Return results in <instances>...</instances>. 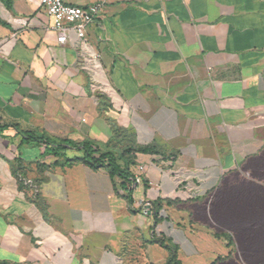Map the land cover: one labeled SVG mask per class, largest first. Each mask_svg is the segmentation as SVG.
Instances as JSON below:
<instances>
[{
	"label": "crops",
	"instance_id": "obj_1",
	"mask_svg": "<svg viewBox=\"0 0 264 264\" xmlns=\"http://www.w3.org/2000/svg\"><path fill=\"white\" fill-rule=\"evenodd\" d=\"M64 1L0 0V263L264 264V0Z\"/></svg>",
	"mask_w": 264,
	"mask_h": 264
},
{
	"label": "built area",
	"instance_id": "obj_2",
	"mask_svg": "<svg viewBox=\"0 0 264 264\" xmlns=\"http://www.w3.org/2000/svg\"><path fill=\"white\" fill-rule=\"evenodd\" d=\"M39 5L51 17V28L56 33L58 43H64L70 31L80 39H84L86 27L93 22L102 11V4L95 3L88 6H78L70 4L64 0H39ZM23 19L20 20V22ZM142 169V167H140ZM140 178L136 177L135 182H140ZM149 204V203H148Z\"/></svg>",
	"mask_w": 264,
	"mask_h": 264
},
{
	"label": "trees",
	"instance_id": "obj_3",
	"mask_svg": "<svg viewBox=\"0 0 264 264\" xmlns=\"http://www.w3.org/2000/svg\"><path fill=\"white\" fill-rule=\"evenodd\" d=\"M39 139H42V138H39ZM80 145L83 147V149L85 151V156L82 158V160L85 163H88L92 167L96 168L100 165H103L104 159L107 158L108 159L107 165L111 167L112 172L116 173L119 176L125 175L124 170H122L121 168H119L116 165L115 159L113 158L112 155H110L109 153H106V152L105 153L101 152L99 154V156L96 157V156H94V153H96L97 150L93 149L87 142L81 143ZM0 264H3V263H0Z\"/></svg>",
	"mask_w": 264,
	"mask_h": 264
}]
</instances>
